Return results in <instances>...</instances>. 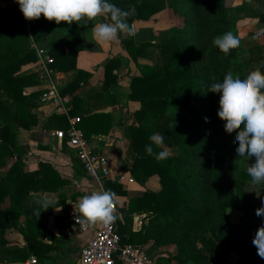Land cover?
Here are the masks:
<instances>
[{
	"label": "trees",
	"instance_id": "trees-1",
	"mask_svg": "<svg viewBox=\"0 0 264 264\" xmlns=\"http://www.w3.org/2000/svg\"><path fill=\"white\" fill-rule=\"evenodd\" d=\"M254 1L245 0L236 10L243 12L244 6ZM256 1L260 8H250L249 15L258 19L264 29V0ZM109 2L124 10L135 5L136 15L128 21L131 26L135 21H149L168 9L182 20L173 28V34L157 43L138 44L134 37L121 35L119 43H113L119 46V51L105 64L102 85L88 93L91 101L84 114L81 112L84 99L78 93L91 73L78 69L83 44L80 25L74 23L72 35L46 48L54 58L51 69L75 74L60 90L62 96L71 97L69 115L52 113L46 129L67 131L69 118L80 116L78 128L87 139L93 135H109L114 128L113 114L95 109L94 104L101 103L103 108L120 105L115 93L119 85L116 72L124 69L129 78L126 101L140 102L141 108L132 115L134 122L123 130L129 148L121 171H128L142 186L157 175L161 187L159 191L145 189L130 197L128 205L118 206L116 226L122 244L145 249V244L152 240L153 244L145 251L158 264L161 255L170 262L176 260L183 264H204L207 259L221 262L234 250L240 253L235 264H264L252 243L261 225L251 216L258 207L249 191L251 178L242 167L243 158L236 153L237 133L224 131L225 122L217 116L220 95L208 92L213 82H222L234 64L243 63L252 71L261 66L264 58L253 50L250 61L241 62L238 59L241 45L231 49L229 55L213 46L215 37L230 31L229 16L233 8L227 7L225 0ZM54 27L55 22L43 16L39 20H25L19 4L0 6V170H6L0 180V235L22 232L31 252H35L32 240L39 236L35 223L38 216L34 213L43 211L35 203L42 198L32 199V194L44 190L60 192L59 203L64 204V188L69 183L50 159L39 158L35 171H24L31 155L26 147L17 145L19 129L31 130L38 125L35 109L44 94V90L26 91L41 85L37 72L22 71L23 66L38 61L30 37L42 41ZM141 58L152 59L154 63H141ZM133 68H138L140 73L131 75ZM260 70L264 73V67ZM247 74L239 78H246ZM157 132L163 135L164 146L173 152L159 162L145 151V146L150 144L149 137ZM153 148L156 152L161 150L154 145ZM12 158L14 161L9 163ZM120 174L106 181V190L111 189L117 198L129 195L118 182ZM7 197L9 205L4 208ZM230 208L244 213L241 222L230 220ZM45 212L40 216H45ZM136 215H144L147 220L139 231L133 230ZM22 216L26 217L25 226L21 225ZM1 236L3 252L12 254L18 261L29 258L25 249L6 246ZM170 245L176 247L177 254L160 250Z\"/></svg>",
	"mask_w": 264,
	"mask_h": 264
},
{
	"label": "crops",
	"instance_id": "crops-1",
	"mask_svg": "<svg viewBox=\"0 0 264 264\" xmlns=\"http://www.w3.org/2000/svg\"><path fill=\"white\" fill-rule=\"evenodd\" d=\"M9 5H18L15 0H0V6L6 7ZM163 14V13H162ZM108 21L107 17H97L93 21H81L77 22L81 28L82 44L83 50L78 56V69L87 71L91 73V78L83 85L79 90L81 98L84 99V104L82 106V113L89 107L90 97L89 92L95 88H99L104 80V67L108 59L113 53L119 51V46L113 45V43L100 44L98 43L91 32L92 27L97 22ZM256 22L258 21L255 19ZM151 21H135L133 23V28L135 29L137 35L135 36L136 42L140 44L144 42V38L148 37L147 30L151 27ZM251 21V19H249ZM55 22V21H54ZM74 23L71 25L61 22L60 24L55 23V27L44 37V42L38 41V43L46 49L47 47L54 44L58 45L61 41L65 39L67 35H72L74 32ZM89 23H93V26H89ZM245 24V23H243ZM259 32V31H255ZM156 33V32H155ZM264 40V33L262 34ZM148 41V40H147ZM150 41V40H149ZM152 41V40H151ZM36 42V41H35ZM264 49V41L262 43ZM37 45H34L36 48ZM246 50V49H245ZM239 51L238 58L243 62H248L252 58V52L250 49L248 51ZM258 56L264 58V51H256ZM243 54V55H241ZM243 56V58L241 57ZM141 63L150 64L146 59L141 58ZM35 63H32L24 68V70L33 71ZM119 74V85L116 88L115 93L120 98V105H113L107 108H103L101 103L94 104L95 109H102L113 114L114 117V128L109 135H93L90 138V143L93 150L109 154L112 157V176H118L121 171V167L128 158V148L129 141L123 137V130H121L119 122L121 117L125 119L126 115L124 110V99L129 93V78L126 75L125 70L116 72ZM140 73L138 68H133L131 75H138ZM75 77L74 72L70 73H57L53 70L50 79L59 87H64L70 83ZM50 85V80H44L41 85L37 88L27 90L31 92L33 90H43ZM66 100L71 101L70 96H64ZM136 102L130 103V105L136 107ZM39 112L41 114V122L35 127L32 132H30V140L28 144L24 145L29 152V148L37 145L35 156L38 157H48L53 161L59 170V172L66 178L69 183L64 188L66 192V202L60 204V192L53 191H41L39 193H33L32 199L35 197L46 198L52 201L51 207L45 212V216H39L37 218L36 228L39 232V236L32 240L31 252L29 249V243L26 241L25 236L22 232L10 231L5 235V240L9 247L22 248L29 253V258L25 261H18L14 259L12 254L3 252L0 249V264H33L32 260L37 259V264H75L81 257L82 249L89 243V241L95 236L96 231L100 228V224L89 226L87 231H82L80 226L74 221L75 213L74 207L78 204L81 197L84 195L91 194L95 191H100L97 183L88 177L84 171L82 165L80 164L78 158L76 157L74 151L70 149L67 145H61L60 142L48 134H41L44 127L45 129L49 126V118L52 113L51 108L45 107L39 102ZM101 110V111H102ZM57 114V113H56ZM84 114V113H83ZM82 114V115H83ZM63 115V114H58ZM53 129V128H52ZM51 146V149L50 147ZM43 147V149L41 148ZM255 163V157L249 160L243 158L242 167L244 170L251 164ZM28 168L29 171H35L38 168V162H31ZM6 170H1L3 174ZM124 173V172H123ZM125 173H129L125 171ZM2 174V177H3ZM157 180V186L153 187L154 181ZM160 181L158 177H153L145 186L140 185L137 181L133 184L124 185V189L128 192L126 197H118V206L128 205L130 197L134 194H139L145 191V189H151L154 191L160 190ZM250 194L253 198L254 203L258 208L264 206V184L251 185ZM9 205V204H8ZM7 203H4V208H6ZM244 213L235 208H230L228 210V216L232 222L239 223L243 217ZM37 216V215H36ZM252 218L259 224L264 225V217H257L255 212L251 213ZM137 217H139L137 219ZM26 217L22 216L21 225L25 226ZM143 223L147 224L144 215H136L133 224V230L139 231L142 228ZM153 244V241H149L145 244L144 248L147 249ZM164 252H169L172 254H177L176 247L174 245L164 246L160 249ZM42 255L38 257L37 254ZM46 255V256H43ZM164 258V255H161ZM166 258V257H165ZM176 260H173L174 262ZM229 259L215 262V264H228Z\"/></svg>",
	"mask_w": 264,
	"mask_h": 264
},
{
	"label": "clouds",
	"instance_id": "clouds-1",
	"mask_svg": "<svg viewBox=\"0 0 264 264\" xmlns=\"http://www.w3.org/2000/svg\"><path fill=\"white\" fill-rule=\"evenodd\" d=\"M15 3L19 4L20 12L27 21L39 20L43 16L49 22L71 25L73 22L107 17L108 22H97L91 29L94 39L100 44L119 43L121 35H137L128 22L130 17L136 15L135 5H129L128 10H124L109 0H15ZM260 31L264 33V29ZM212 44L229 55L231 49L239 47L240 40L229 31L215 37ZM260 67H264V62H261ZM260 67L250 71L243 79L228 72L222 82H213L208 90L220 95L217 116L225 122L224 131L227 134L237 133L234 143L238 144V157L247 160L255 157V163L246 169L253 186L264 184V73ZM205 120L207 122V118ZM149 140L150 144L145 146L148 155L154 156L158 162L169 158L171 153L164 146L163 135L153 133ZM153 145L161 150L154 151ZM116 199V193L111 189L84 195L74 207L76 223L81 227L97 223L108 226L114 223L117 219L114 212ZM35 203L43 209L34 213L38 217L53 208L52 201L46 198L37 199ZM255 214L264 217V206L256 209ZM252 243L257 249V255L264 259V225L258 228Z\"/></svg>",
	"mask_w": 264,
	"mask_h": 264
},
{
	"label": "built area",
	"instance_id": "built-area-1",
	"mask_svg": "<svg viewBox=\"0 0 264 264\" xmlns=\"http://www.w3.org/2000/svg\"><path fill=\"white\" fill-rule=\"evenodd\" d=\"M38 61L35 63L33 71L39 74L41 82L50 80V85L44 90L40 98L43 106L49 107L54 113L69 115L70 101L61 95L59 87L50 79L53 69L50 65L54 58L45 48H36ZM81 117H70V127L67 131L63 129H44V133L55 137L61 145H66L72 149L89 178L94 180L100 191L106 190V181L112 176V157L109 154L93 150L90 139H87L84 132L78 128ZM121 185L133 184L136 179L130 173H122L118 178ZM118 202L115 200L114 212L117 214ZM75 221V219H74ZM76 222V221H75ZM80 226V225H79ZM82 231H87L89 227H81ZM240 257V253L232 251L229 260L235 264ZM37 264V259L32 260ZM75 264H158L145 251V249L133 244H122V237L114 223L104 226L96 231L95 236L82 249L81 257Z\"/></svg>",
	"mask_w": 264,
	"mask_h": 264
},
{
	"label": "rangeland",
	"instance_id": "rangeland-1",
	"mask_svg": "<svg viewBox=\"0 0 264 264\" xmlns=\"http://www.w3.org/2000/svg\"><path fill=\"white\" fill-rule=\"evenodd\" d=\"M245 0H225V5L227 7H232L233 8V11L232 13H230V16H229V21L231 23L230 25V31L238 37V39L240 40V45H241V49L239 51H248V49H250V51H253V50H258L257 47H259L260 49H262V43H263V37H262V34L261 33V27L260 25L258 24V21L256 22V18H253L249 15V10L250 8H253L254 10L256 9H259V4L257 3V1L253 0L254 2L252 4H247L244 6V11L243 12H238L236 10V7L237 6H241L243 3H244ZM163 13V14H162ZM249 19H251V21H249ZM151 20L152 23L150 24L151 27L147 30L148 33V37L144 38V42H151L152 41H156L159 42L163 39H165L166 37H168L169 35L173 34V28L176 26V25H179L182 18L178 15V16H174L171 12V10H166V11H163L157 15H155ZM258 20V19H257ZM150 21V20H149ZM245 23V24H243ZM255 31H259V32H255ZM156 32V33H155ZM253 37H256L255 39ZM135 38V37H134ZM31 47L34 48V45H37L36 48H44V46L40 45L37 41L35 42L31 37ZM136 40V39H135ZM148 40V41H147ZM150 40V41H149ZM152 40V41H151ZM42 42H44V39L42 40ZM144 42H141V43H144ZM36 48H34L36 50ZM262 51H264V49H262ZM243 55V54H241ZM243 58V56H241ZM146 59L150 64H153L154 61H152V59H149V58H144ZM239 59V58H238ZM239 61H241L239 59ZM243 62V61H241ZM32 64V63H30ZM28 64V65H30ZM28 65H25L23 66L22 68V71H27L26 69L24 70V68ZM251 67H245V65L242 63V64H234L231 69H230V72L233 73L234 77L236 76H240V75H244L246 73H249ZM55 71V70H54ZM56 72V71H55ZM57 73H63V72H57ZM36 88V87H34ZM34 88H29L27 90H30V89H34ZM61 86H59V89L61 90ZM26 90V91H27ZM33 91H36V90H33ZM133 102H136L137 104L136 107L134 108V106L130 105V103H133ZM121 103V102H120ZM124 107H123V111H122V114L123 112H125V114L123 115H126L125 119L124 117L120 119V122H119V125H120V128L121 130H124L129 124L133 123L134 122V118L132 117V115L134 114L135 111L139 110L141 108V103L140 102H137V101H131V102H128L126 101V99H124ZM39 108L40 106L38 105L37 108L35 109V112L38 116V119H39V123L38 125L40 124L41 122V114L39 112ZM107 108V107H106ZM132 110L131 112H129L128 110ZM174 111V109L172 110ZM176 113H182V111H175ZM38 125L32 127L31 130H23V129H19L18 130V135H17V145H20V146H24L26 144H28L27 142L30 140V132H32V130L37 127ZM45 129V127H44ZM43 129V131H44ZM43 131L41 132L42 135L43 134ZM123 132V131H122ZM124 137V135H123ZM34 147L32 148H29V154L31 155L30 158H28V161L26 162L25 166H24V171H28V172H33V171H29V166L32 165L30 164L31 162H38L39 158H46V159H49L48 157H38V156H35L34 153L36 151V148H37V145H33ZM50 149H51V146H49ZM167 149H169L171 155L173 154V152L171 151V148L170 147H167L165 146ZM14 161V159H10L9 163H12ZM2 174L3 172H1L0 170V180L2 179ZM157 175L153 176V177H156ZM152 177V178H153ZM159 181H160V178L159 176H157ZM150 178V180L152 179ZM149 180V181H150ZM148 181V182H149ZM153 183V187L157 186V180L152 182ZM123 186V185H122ZM124 188V186H123ZM5 204L7 203V205L9 204V198L7 197L5 200ZM1 236V235H0ZM3 239H5V235L4 236H1ZM229 259V258H227ZM205 263L204 264H215V262H210L207 260L204 261ZM160 264H183L179 261H174V262H170L167 258H160V261H159ZM228 264H232L231 260L228 261Z\"/></svg>",
	"mask_w": 264,
	"mask_h": 264
},
{
	"label": "water",
	"instance_id": "water-1",
	"mask_svg": "<svg viewBox=\"0 0 264 264\" xmlns=\"http://www.w3.org/2000/svg\"><path fill=\"white\" fill-rule=\"evenodd\" d=\"M139 217H137V219H138Z\"/></svg>",
	"mask_w": 264,
	"mask_h": 264
}]
</instances>
